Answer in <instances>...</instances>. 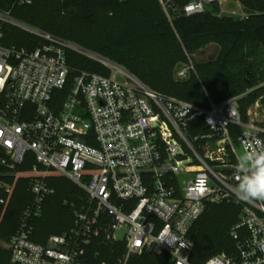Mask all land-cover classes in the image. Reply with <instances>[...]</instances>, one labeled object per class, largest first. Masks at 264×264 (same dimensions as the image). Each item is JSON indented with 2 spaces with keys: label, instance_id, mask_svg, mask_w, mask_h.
Returning a JSON list of instances; mask_svg holds the SVG:
<instances>
[{
  "label": "built area",
  "instance_id": "2783aa9c",
  "mask_svg": "<svg viewBox=\"0 0 264 264\" xmlns=\"http://www.w3.org/2000/svg\"><path fill=\"white\" fill-rule=\"evenodd\" d=\"M12 1L14 6L32 2ZM186 1L174 7L176 0H159L169 20L171 10L249 19L240 0ZM9 26L40 44L5 45ZM69 52L105 73H75ZM194 71L189 63L178 76L185 79ZM259 88L264 90V83ZM246 95L220 103L208 99L207 109L163 96L108 58L0 11V224L13 173L32 172V201L8 242L9 264H93L94 240L124 245L117 264H131L144 254L193 264V226L210 207L224 203L240 207L230 232L235 248L204 264H264L255 243L264 242V205L235 195V143L243 150L242 142L264 143V94L253 104L261 108V118L248 115L253 105L243 116L240 100ZM52 175L70 179L87 202L75 210L69 233L39 244L34 223L44 217L54 193Z\"/></svg>",
  "mask_w": 264,
  "mask_h": 264
},
{
  "label": "trees",
  "instance_id": "16d2710c",
  "mask_svg": "<svg viewBox=\"0 0 264 264\" xmlns=\"http://www.w3.org/2000/svg\"><path fill=\"white\" fill-rule=\"evenodd\" d=\"M240 2L249 13L245 21L209 12L184 16L173 10L169 20L159 0H32V5L25 6L0 0V11L11 12L28 24L42 26L49 31L46 33L108 58L163 96L207 109L208 99L220 103L247 94L240 100L246 117L248 109L264 94L259 88L264 83V0ZM187 3L176 0L174 7ZM3 42L17 48L40 44L39 39L12 26L6 27ZM213 44L219 48L216 59L195 64L186 81L175 79L177 63L188 62ZM68 62L75 73H105L99 64L72 52ZM49 184L54 193L45 204L44 217L34 223L33 239L39 244H45L51 235L69 233L75 210L87 202L86 193L62 177L52 176ZM67 199L71 204H63ZM31 201L27 180H20L0 224V240L9 241L15 234L19 218ZM239 215L240 207L233 203L206 211L190 232L193 264H204L214 255L234 250L230 232ZM123 253V244H103L101 240H94L90 249L93 264H117ZM9 262L10 253L0 248V264ZM131 264H171V259L144 254L133 258Z\"/></svg>",
  "mask_w": 264,
  "mask_h": 264
},
{
  "label": "clouds",
  "instance_id": "9594fccd",
  "mask_svg": "<svg viewBox=\"0 0 264 264\" xmlns=\"http://www.w3.org/2000/svg\"><path fill=\"white\" fill-rule=\"evenodd\" d=\"M244 150L238 152L235 170L239 182L235 187L238 200L264 201V143L255 146L242 142ZM259 251L264 252V242H255Z\"/></svg>",
  "mask_w": 264,
  "mask_h": 264
},
{
  "label": "rangeland",
  "instance_id": "374dc122",
  "mask_svg": "<svg viewBox=\"0 0 264 264\" xmlns=\"http://www.w3.org/2000/svg\"><path fill=\"white\" fill-rule=\"evenodd\" d=\"M29 5H32V4H29ZM211 9H212L211 7H208V10H211ZM12 17H13L14 20H16L18 22H21L23 24H26V25H28V26H30L32 28H35V29H38V30H41V31H44V32L45 31L46 32H49L48 30L44 29L42 26L35 25V24H28L27 22L18 19L13 14H12ZM18 30H20V29H18ZM218 53H219L218 46L213 44V45H209L206 48L200 50L197 54L194 55V57H192V58L191 57L190 58L188 57L189 58V61L188 62H185L184 61V62L177 63L176 66H175V71H174V77H175V79L177 81H186V80L190 79V77L192 76L193 72L187 78L180 79L179 76H178V73L180 72V70L183 69V68H185V67H187L189 65V63L190 64H193V66L195 67V64L212 61V60H214V59L217 58ZM259 113H261V108L258 107V106H256V105H253V107L250 108L248 115H250L252 117H258L257 115H259ZM259 118H261V115H259ZM235 147H236L237 152L243 151V148L238 143H235ZM31 176H32V172H30V171H28V172L16 171V172L13 173V177L10 180L11 181V193L9 195V203L11 202V199H12V197L14 195V192H15V189H16V185L18 184V182L20 180L21 181L22 180H27L28 187H29ZM52 176H58V175H52ZM58 177H62V176H58ZM62 178L70 181V179H68V178H65V177H62ZM70 182H72V181H70ZM78 189L79 190H82L79 187H78ZM63 204H67V205L68 204H71L70 203V199L69 200L68 199L67 200H64ZM118 236L120 237L121 236V233ZM8 242L9 241L0 240V248H2V249H4V250L7 251Z\"/></svg>",
  "mask_w": 264,
  "mask_h": 264
}]
</instances>
